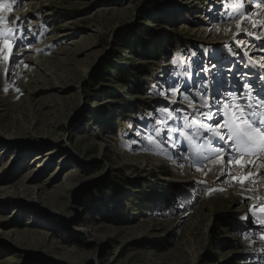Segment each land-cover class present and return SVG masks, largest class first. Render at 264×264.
Instances as JSON below:
<instances>
[{"label":"rangeland","instance_id":"obj_1","mask_svg":"<svg viewBox=\"0 0 264 264\" xmlns=\"http://www.w3.org/2000/svg\"><path fill=\"white\" fill-rule=\"evenodd\" d=\"M3 4L14 10L0 8L9 17L0 29L25 39L0 58V264H264L255 167L240 183L227 174L217 181L208 163L176 162L202 155L208 133L199 123H214L198 114L209 112L201 81L212 82L205 95L221 125L217 80L221 93L250 91L253 104L264 96V51L249 50L264 37V0ZM177 84L179 94L166 91ZM149 135L164 143L149 144Z\"/></svg>","mask_w":264,"mask_h":264},{"label":"snow or ice","instance_id":"obj_2","mask_svg":"<svg viewBox=\"0 0 264 264\" xmlns=\"http://www.w3.org/2000/svg\"><path fill=\"white\" fill-rule=\"evenodd\" d=\"M22 0H12V3L19 4ZM0 8H3L6 12H11L14 9L8 6H4L3 0H0ZM27 17H15L16 22H21L25 20ZM9 17L0 16V24H4L8 22ZM245 22L241 20L237 23V29L239 30L237 33L233 34V39H236L239 36L241 29V23ZM264 25V21L261 22ZM257 24L253 21V28L255 29ZM249 36L255 35L254 32H247ZM25 39L24 36L17 37L14 35V27H5L0 29V58L5 61L9 60L10 49L18 44V42L23 41ZM257 40L261 41L260 45H252L249 50H259L264 51V37L256 36ZM11 40V44L9 43ZM243 45L242 41H237V47L241 48ZM227 46V45H226ZM230 51H232L230 49ZM234 56H238L239 53L232 51ZM13 59L12 62H15V54L11 53ZM245 56H247V51H245ZM253 58L249 57V61H252ZM175 64L176 61L174 60ZM260 68L264 69V56H261L258 61ZM216 65H213L215 67ZM254 66V65H253ZM27 67V65H25ZM245 67H249V64H245ZM206 74L211 75L207 68L201 69ZM229 71H232L230 69ZM9 74L8 69H5V76ZM199 75V73H197ZM249 75V73H240L241 78H245ZM264 79V76L261 77ZM212 85L211 81H201V86L198 89V93L201 95L204 103L201 105L202 107L208 108L209 112L198 113L200 115L205 116L208 120H213V124H205L200 122L198 132L200 129H203L204 132H207L208 135L201 137L206 141V144L202 145V155L201 161L202 163H218L220 165V174L217 176V181L220 180V177L227 174L230 180H236L237 182L243 183L244 180L248 177L252 176V170L248 165H254V160L252 158H261V153H264V96H261L260 92L256 93V97H258L257 102L253 104L251 101L253 99L250 91L237 92L232 90L220 92V89L223 87L222 81H216V96L213 97L216 101V115L220 114V107L224 108V115L228 116V119L220 124L219 121H215L214 116L211 114V110L213 108V104L209 103V98L205 95L207 89ZM180 85H169L166 91H171L173 95H177L180 92ZM243 88L245 90H249L252 88V85L248 83L246 80L243 83ZM7 91V88L4 89ZM161 96L165 95V91H160L158 93ZM247 96V101L245 97ZM171 103H177L176 100H171ZM162 112H167L169 116L173 115V112H180L182 109L177 107L173 111H169L168 108H162ZM231 112V115H229ZM160 121H158L159 123ZM221 128H226L227 133L225 134L223 131L219 130ZM171 127L168 128L169 132L174 131ZM155 132V136L159 137L160 130L153 129ZM137 135H140V132H137ZM181 135H184L181 130ZM171 139V137H169ZM147 140L149 144L159 146V144H163L164 141H158L152 136H147ZM150 150V149H146ZM206 153V154H203ZM160 154L167 156L171 159V156L168 154L167 150L164 149ZM224 157L228 159L225 160ZM233 162L239 164L242 173L246 170L248 173V177H236L232 175V169L229 167ZM197 170H202L201 167H198ZM211 169L209 168V171ZM259 175H264V173H259ZM223 191V189H214L209 188V194L212 191ZM182 206V205H181ZM253 211L259 207L261 212H264V204L262 205H253ZM264 224V220L261 221Z\"/></svg>","mask_w":264,"mask_h":264},{"label":"bare ground","instance_id":"obj_3","mask_svg":"<svg viewBox=\"0 0 264 264\" xmlns=\"http://www.w3.org/2000/svg\"><path fill=\"white\" fill-rule=\"evenodd\" d=\"M261 12L259 13V15L260 16H262V17H264V8L263 7H261ZM181 155V154H180ZM262 157V156H261ZM174 158H176V157H174ZM225 159H228L227 157H224ZM176 162H177V164L178 165H186V164H188V165H193V166H198L202 161H201V155L200 154H195L194 153V158H193V160H192V162H190V161H188L187 160V158L186 159H183V157L182 156H178V158H176ZM187 162V163H186ZM256 162H258L257 164H256ZM256 162H254V165L255 166H253V165H248V167H250V168H252V167H255V173H256V175H257V178H255L253 175V177H254V180H251V181H249V182H252V186H255V187H257V188H260V189H263L264 188V175H259V173H264V159L263 160H257ZM234 166H236V167H234ZM229 167L230 168H232V174H237L238 173V171L240 172V174H242V171H241V168H240V166H239V164H237V163H234V164H231V165H229ZM236 168V169H234V168ZM209 169V168H208ZM210 171L212 172V174H214V173H216L215 175H218V174H220V165L218 164V163H213V164H211L210 165ZM253 169V168H252ZM213 170H215L214 172H213ZM208 173V171H200V173ZM245 172V174L243 175L244 177H248V174H247V171L245 170L244 171ZM253 172V171H252ZM254 174V173H253ZM255 175V174H254ZM224 176H226V174L224 175ZM224 176H222L221 178H223ZM248 178H252V177H248ZM256 179V180H255ZM245 181V180H244ZM247 185H249V184H247ZM250 186V185H249ZM264 190V189H263Z\"/></svg>","mask_w":264,"mask_h":264},{"label":"trees","instance_id":"obj_4","mask_svg":"<svg viewBox=\"0 0 264 264\" xmlns=\"http://www.w3.org/2000/svg\"><path fill=\"white\" fill-rule=\"evenodd\" d=\"M142 36H143V37H148L149 39H153L152 33L149 32L148 30H144V31L142 32ZM137 41H138V44H137L136 50H138V51H139V50H140V51H145L146 46L144 45V43H143L142 41H139V40H137ZM155 43H156V42H155ZM155 43H154V41H153V44H152L151 48L149 49L151 52H152V47H153V45H155ZM123 49H124V50H127V51H132V49H131L130 46H128V45L124 46ZM149 50H148V51H149ZM156 52H157V51H156ZM122 70H124V68H123Z\"/></svg>","mask_w":264,"mask_h":264}]
</instances>
